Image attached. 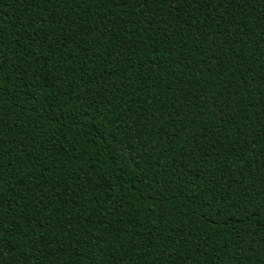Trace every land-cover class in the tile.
<instances>
[{"label":"trees","instance_id":"16d2710c","mask_svg":"<svg viewBox=\"0 0 264 264\" xmlns=\"http://www.w3.org/2000/svg\"><path fill=\"white\" fill-rule=\"evenodd\" d=\"M0 264H264V0H0Z\"/></svg>","mask_w":264,"mask_h":264}]
</instances>
